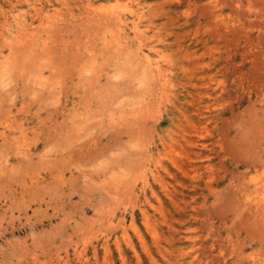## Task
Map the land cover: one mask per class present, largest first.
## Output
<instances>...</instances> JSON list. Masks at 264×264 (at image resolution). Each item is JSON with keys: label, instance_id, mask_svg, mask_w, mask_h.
<instances>
[{"label": "rangeland", "instance_id": "rangeland-1", "mask_svg": "<svg viewBox=\"0 0 264 264\" xmlns=\"http://www.w3.org/2000/svg\"><path fill=\"white\" fill-rule=\"evenodd\" d=\"M263 186L264 0H0V264H264Z\"/></svg>", "mask_w": 264, "mask_h": 264}, {"label": "bare ground", "instance_id": "bare-ground-1", "mask_svg": "<svg viewBox=\"0 0 264 264\" xmlns=\"http://www.w3.org/2000/svg\"><path fill=\"white\" fill-rule=\"evenodd\" d=\"M134 15V14H133ZM113 16V15H112ZM142 17V16H141ZM140 17V18H141ZM51 18V17H50ZM43 19V18H42ZM135 20V19H134ZM118 21V20H117ZM48 25V24H47ZM51 25V24H50ZM124 25V24H123ZM137 28V27H136ZM134 30H135V28H134ZM133 30V31H134ZM138 35V34H137ZM130 37V36H129ZM132 37V36H131ZM142 42V41H141ZM143 48V47H142ZM133 49V48H132ZM141 49V48H140ZM144 54V53H143ZM136 56V55H135ZM148 58H149V56H146L145 57V60H147L148 61ZM152 58V57H151ZM152 74V73H151ZM155 75V74H154ZM161 78V77H160ZM166 86V85H165ZM158 107V106H157ZM264 187V186H263ZM260 189H263L262 187L260 188ZM264 190V189H263ZM264 192V191H263ZM260 193V192H259ZM261 195H263L264 196V193H261ZM264 198V197H263ZM264 200V199H263ZM262 201V200H261ZM262 203H264V201L262 202Z\"/></svg>", "mask_w": 264, "mask_h": 264}]
</instances>
